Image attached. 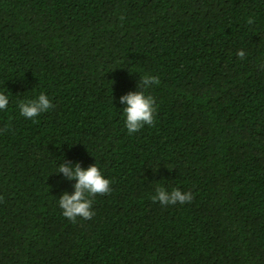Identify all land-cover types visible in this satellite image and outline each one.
<instances>
[{
    "label": "trees",
    "instance_id": "trees-1",
    "mask_svg": "<svg viewBox=\"0 0 264 264\" xmlns=\"http://www.w3.org/2000/svg\"><path fill=\"white\" fill-rule=\"evenodd\" d=\"M145 72L154 122L129 135ZM0 90V264H264V0H0ZM60 163L110 179L91 218L62 215Z\"/></svg>",
    "mask_w": 264,
    "mask_h": 264
},
{
    "label": "clouds",
    "instance_id": "clouds-1",
    "mask_svg": "<svg viewBox=\"0 0 264 264\" xmlns=\"http://www.w3.org/2000/svg\"><path fill=\"white\" fill-rule=\"evenodd\" d=\"M240 58H244L246 53L243 50L237 52ZM141 84L137 85L138 91H129L119 97L120 104L123 105L124 125L129 135L136 133L145 125L151 126L154 122L155 100L149 93V89L160 83L159 77L145 72L141 75ZM10 104V96L0 90V112L6 111ZM19 115L32 119L41 113L48 111L52 107V101L45 92H40L33 98L21 100L17 103ZM54 173H63L67 179H74V191L63 192L58 198V205L62 210V215L73 221L77 217L89 219L94 215L92 211L95 194H105L111 191V181L106 178L97 163L83 168L79 163L75 165L60 163ZM152 200L159 201L161 205H172L185 203L192 200V193L182 191L179 188L166 189L159 185L152 195Z\"/></svg>",
    "mask_w": 264,
    "mask_h": 264
}]
</instances>
